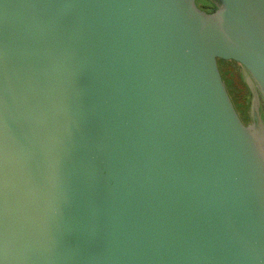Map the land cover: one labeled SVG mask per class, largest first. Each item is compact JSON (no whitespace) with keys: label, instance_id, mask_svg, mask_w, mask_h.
Instances as JSON below:
<instances>
[{"label":"water","instance_id":"water-1","mask_svg":"<svg viewBox=\"0 0 264 264\" xmlns=\"http://www.w3.org/2000/svg\"><path fill=\"white\" fill-rule=\"evenodd\" d=\"M0 264H264V0H0Z\"/></svg>","mask_w":264,"mask_h":264},{"label":"rangeland","instance_id":"rangeland-1","mask_svg":"<svg viewBox=\"0 0 264 264\" xmlns=\"http://www.w3.org/2000/svg\"><path fill=\"white\" fill-rule=\"evenodd\" d=\"M221 67H222L224 75L226 73L225 78H226V76L227 77L229 76V73L226 72V71H228L230 69H235L236 70V74H237L238 71H240L238 65L236 63H234V62L221 61ZM226 80H227V78H226ZM235 81L236 82L233 81V82H231L229 84L230 85L229 89H231L230 92L232 94V97H233L234 101H236L235 103H236V106H237L238 101L239 102L241 101L240 97L242 96V94L246 93V89H245L246 87H245L244 83H241V82L237 81L236 79H235ZM244 111H245V109H244Z\"/></svg>","mask_w":264,"mask_h":264},{"label":"flooded vegetation","instance_id":"flooded-vegetation-1","mask_svg":"<svg viewBox=\"0 0 264 264\" xmlns=\"http://www.w3.org/2000/svg\"><path fill=\"white\" fill-rule=\"evenodd\" d=\"M230 71V70H229ZM225 72V71H224ZM231 72V71H230ZM225 75H226V73H225ZM232 76H234V74H230L229 73V76L227 77L226 76V78H227V82H228V84H230V82L232 81H234V82H236L235 81V79L237 80V81H239V82H241V83H243V80H242V78H241V74H240V71H238L237 72V77L235 76V77H232ZM240 77V78H239ZM230 81V82H229ZM237 84V83H236ZM229 87H230V85H229ZM246 89V106L244 107V105H243V102H239L238 101V103H237V107H238V109H239V111H240V114L242 115V117L244 118V120H247V113H246V111H247V97H248V91H247V88H245ZM231 90V89H230ZM236 102V101H235ZM244 107V108H243ZM244 109H245V111H244Z\"/></svg>","mask_w":264,"mask_h":264},{"label":"trees","instance_id":"trees-1","mask_svg":"<svg viewBox=\"0 0 264 264\" xmlns=\"http://www.w3.org/2000/svg\"><path fill=\"white\" fill-rule=\"evenodd\" d=\"M231 71V72H230ZM230 71L228 70V71H226V72H228V73H230L231 75L232 74H234V76H232V77H237V74H236V70L235 69H230ZM230 82V81H229ZM232 82V81H231ZM230 82V83H231ZM229 85V84H228ZM241 98V101L243 102V105H244V107L246 106V93L245 94H242V96L240 97Z\"/></svg>","mask_w":264,"mask_h":264}]
</instances>
